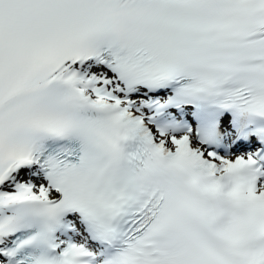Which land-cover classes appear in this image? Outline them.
<instances>
[{
  "label": "snow or ice",
  "instance_id": "snow-or-ice-1",
  "mask_svg": "<svg viewBox=\"0 0 264 264\" xmlns=\"http://www.w3.org/2000/svg\"><path fill=\"white\" fill-rule=\"evenodd\" d=\"M0 264H264V0H0Z\"/></svg>",
  "mask_w": 264,
  "mask_h": 264
}]
</instances>
